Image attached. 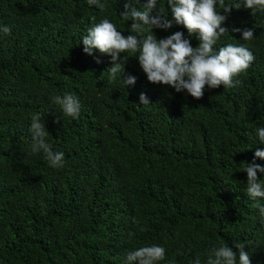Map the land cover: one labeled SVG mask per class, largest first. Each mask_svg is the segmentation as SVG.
Here are the masks:
<instances>
[{
    "label": "trees",
    "instance_id": "trees-1",
    "mask_svg": "<svg viewBox=\"0 0 264 264\" xmlns=\"http://www.w3.org/2000/svg\"><path fill=\"white\" fill-rule=\"evenodd\" d=\"M124 2L101 0L100 10L87 0H0V25L11 28L0 30V264H127L129 251L153 244L165 248L155 264L197 256L206 264L220 244L239 264L235 242L251 264H264V220L243 171L264 167L254 156L264 149V12L225 0L229 34L214 47L243 45L255 59L233 77L236 87L206 85L196 99L149 82L131 52L123 75L136 82L125 87L109 74L110 54L83 51L82 37L104 18L130 34ZM157 7L172 18L167 0ZM234 28L254 36L245 41ZM175 31L198 45L183 25L153 29L158 39ZM65 93L79 99L78 118L52 102ZM140 93L150 103L140 104ZM34 113L52 150L65 154L60 168L31 151Z\"/></svg>",
    "mask_w": 264,
    "mask_h": 264
},
{
    "label": "clouds",
    "instance_id": "clouds-1",
    "mask_svg": "<svg viewBox=\"0 0 264 264\" xmlns=\"http://www.w3.org/2000/svg\"><path fill=\"white\" fill-rule=\"evenodd\" d=\"M157 2L158 0H146L138 8L134 6L133 0H125L124 11L120 15L132 21L130 34L123 35L114 23L104 18L94 23L82 37L83 51L92 55L93 50L98 49L100 53L110 54L113 64L108 68L109 74L113 79L119 75L125 87L136 82L135 76L123 75L124 66L129 59L125 53L128 52L135 54L133 57L138 59L149 82L171 86L176 92L186 90L196 99L204 95L206 85L212 89L221 85L224 88L236 87L240 81L234 82L233 77L250 67L255 59L252 51L243 45L231 43L218 49L214 47L220 37L229 34V30L222 25L233 7L225 0H167L172 16L169 19L168 14L157 7ZM87 3L100 10L105 8L101 0H87ZM140 3L141 0H136V4ZM243 6L253 9V12H264V0H244ZM217 7L222 11L218 12ZM240 7L241 4L238 3L235 8ZM91 19L95 21V17ZM174 25H183L189 36L196 35L198 45L193 47L182 31H175L162 39H158L153 32V29L167 30ZM0 30L4 34L11 33V28L7 25H0ZM232 31H242V39L245 41L254 36V29L234 28ZM99 62L97 58V63ZM139 101L140 104L150 103L144 93H140ZM52 102L60 107L64 115L79 117L81 105L75 95L65 93L63 96H55ZM42 117L41 113H34L31 117V151H42L51 167L60 168L65 154L53 151L52 146L47 143V131ZM257 135L260 144H264V126L257 129ZM254 156L264 159V149L257 148ZM243 171L247 173V195L257 201L253 207L259 209V215L264 220V205L257 200L264 198V185L257 176L258 171L264 173V167L255 162L247 163ZM235 247L239 250V264H251L245 245L235 242ZM164 259L165 248L155 244L135 248L126 255L127 264H155ZM168 264L172 262L169 261ZM192 264H201V258L197 256ZM206 264H237V255L228 244H220L211 249Z\"/></svg>",
    "mask_w": 264,
    "mask_h": 264
}]
</instances>
